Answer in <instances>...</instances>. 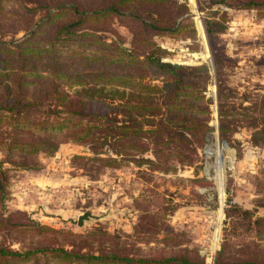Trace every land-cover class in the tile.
<instances>
[{
  "label": "trees",
  "instance_id": "1",
  "mask_svg": "<svg viewBox=\"0 0 264 264\" xmlns=\"http://www.w3.org/2000/svg\"><path fill=\"white\" fill-rule=\"evenodd\" d=\"M24 2L32 7L23 9L41 13L47 23L56 19L57 24L43 42L34 39L39 33L37 22L27 31L29 38L15 43L0 40V150L4 161L22 170H35L37 153L52 154L65 138L88 145L92 156L77 158L93 162V171L100 166H118L127 159L163 171L171 169L174 162L192 161L194 147L205 143L211 131L206 124L207 106L199 94L205 68L161 60L162 48L151 40L156 34L186 36L192 32L186 17L177 21L184 7L172 0H108L92 8L63 0ZM241 5L264 8V0H246ZM109 17L125 21L128 37L114 33L107 42L101 34L84 28L88 22L96 24ZM204 32L210 39L218 32L215 23L205 21ZM157 77H161L160 85L150 82ZM215 92L217 137L224 141L234 128L226 119L232 106L223 102L227 96L218 84ZM253 107L256 116H244L249 117V124L257 120L254 127L264 136V94ZM104 147L115 156H99ZM146 151L152 159L142 157ZM258 177V185L263 186L260 205L264 207V166ZM4 179L0 169V201ZM229 212H237L243 219L240 225L235 220L234 225L255 226L262 235L256 242H241L237 254L229 252L230 242L223 239L211 264H264V215L251 220L250 211L235 204L225 207V215ZM139 216L133 229L146 240L155 233L160 217L144 209ZM0 231H14L12 235L21 242L19 249H13L1 236L0 264L198 262L184 254L140 255L134 253L131 243L117 242L96 229L70 235L76 241L65 248L53 235L55 230L32 222L21 211L0 216ZM104 236L108 237L107 250L103 248ZM250 246L256 250H247Z\"/></svg>",
  "mask_w": 264,
  "mask_h": 264
},
{
  "label": "rangeland",
  "instance_id": "2",
  "mask_svg": "<svg viewBox=\"0 0 264 264\" xmlns=\"http://www.w3.org/2000/svg\"><path fill=\"white\" fill-rule=\"evenodd\" d=\"M63 1H74L84 8L108 2ZM172 1L185 8L179 11L183 12L177 21L186 17L193 31L186 36L156 34L151 40L162 48L161 60L205 68L206 79L199 85V94L207 106L206 124L211 131L205 143L194 147L192 161L174 162L171 169L163 171L127 159L118 166H100L93 171V162L77 158L92 156L88 145L65 138L52 154L37 153V169L22 170L4 161L0 150V169L5 177L0 216L21 211L32 222L55 230L53 235L64 242L65 248L76 241L70 235H85L96 229L117 242L131 243L134 253L184 254L194 257L197 264H211L223 239L230 242L229 252L237 254L241 242H256L261 237L254 225L257 230L238 223L236 228L235 220L240 225L242 217L237 212L225 215V207L235 204L248 210L251 220L264 215L260 205L263 186L257 183L264 166V136L254 127L257 120L249 124V117L244 116H256L253 105L264 94V8L242 7L246 0ZM23 7L31 8L32 3L0 0V40L15 43L29 38L27 31L34 29L32 22H37L39 33L34 39L45 41L57 20L47 23L41 13ZM205 21H213L218 31L210 39L204 32ZM84 28L101 34L107 42L114 33L129 35L125 21L119 17L96 24L88 22ZM160 79L150 82L160 85ZM217 84L227 96L223 102L232 106L226 119L234 128L226 134L224 144L216 135ZM106 154L115 156L104 147L99 156ZM142 157L152 159L149 151ZM141 209L160 217L155 222V233L146 240L143 233L133 229ZM85 211L101 217L79 227L76 217ZM230 219H234L232 223ZM13 233L0 231V239L3 236L11 248L19 249L20 237ZM107 236L104 250L108 249ZM246 249L256 250L253 246ZM46 263L58 264L55 260Z\"/></svg>",
  "mask_w": 264,
  "mask_h": 264
},
{
  "label": "water",
  "instance_id": "3",
  "mask_svg": "<svg viewBox=\"0 0 264 264\" xmlns=\"http://www.w3.org/2000/svg\"><path fill=\"white\" fill-rule=\"evenodd\" d=\"M173 65H177V63H172ZM217 135V133H216ZM221 144H224V142L222 141ZM101 216L99 215H94L90 212H81L77 215L76 217V225L77 226H82L84 222H89V221H92V220H97L98 218H100Z\"/></svg>",
  "mask_w": 264,
  "mask_h": 264
}]
</instances>
